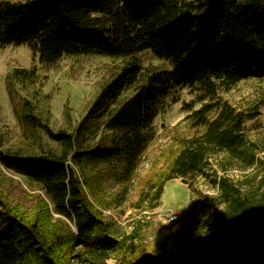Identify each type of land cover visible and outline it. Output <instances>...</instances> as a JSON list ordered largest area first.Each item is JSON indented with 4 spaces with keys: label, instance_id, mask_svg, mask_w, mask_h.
Instances as JSON below:
<instances>
[{
    "label": "trees",
    "instance_id": "1",
    "mask_svg": "<svg viewBox=\"0 0 264 264\" xmlns=\"http://www.w3.org/2000/svg\"><path fill=\"white\" fill-rule=\"evenodd\" d=\"M28 45L39 61L54 64L64 55L98 54L126 62L111 85V97L138 81L136 53L149 50L172 70L148 75L105 121L110 145L84 147L80 133L53 131L57 147L39 140L33 152L0 151V161L27 177L46 195L52 212L72 221L74 231L42 212L26 217L0 208V264L136 263L133 234L120 233L90 201L77 170L90 159L117 157L130 170L153 136L156 106L166 77L200 84L209 94L248 79H264V0H25L0 6V47ZM35 70L17 69L18 82ZM217 109L209 119L210 111ZM35 123L34 119H31ZM246 115L228 103L205 104L193 126L202 133L184 138L169 161L155 197L166 181L205 174L210 160L224 172L257 165L258 147L244 135ZM216 204L205 205L197 229L177 233V242L158 243V255L141 264H264V201L249 181L217 178ZM83 244L81 252H74Z\"/></svg>",
    "mask_w": 264,
    "mask_h": 264
},
{
    "label": "rangeland",
    "instance_id": "2",
    "mask_svg": "<svg viewBox=\"0 0 264 264\" xmlns=\"http://www.w3.org/2000/svg\"><path fill=\"white\" fill-rule=\"evenodd\" d=\"M5 1L25 0H0V6ZM136 57L141 63L138 81L111 97V85L125 58L64 55L54 64H45L26 44L0 47V151L33 152L39 140L57 147L58 142L47 135L43 124L53 131L80 133L84 147L110 145L112 131L105 121L111 112L133 95L148 75H164L172 70L168 60L149 50L136 53ZM17 69H34L35 76L18 82L12 77ZM165 81L153 119V136L134 167L127 170L123 161L112 157L90 159L77 170L102 217L120 233L135 235L131 244L137 249L134 258L139 264L157 257L159 242L175 245L178 232L195 230L203 224L205 205L217 203L218 177L249 181L251 186L264 179V79H244L231 87L222 86L215 94H209L198 83L191 86L171 77ZM211 103H228L245 113L244 135L258 147L257 165L224 172L217 166L220 156L210 160L205 174L186 178V183L181 178L166 181L156 198L160 180L181 141L205 129L203 125L193 126L196 111ZM216 113L217 109L212 110L207 117L211 119ZM255 194L264 201V183ZM2 203L26 217L45 211L46 203L52 222L63 231L75 232L71 220L52 212V205L35 183L0 161V208ZM173 214H179L180 219L169 221ZM83 247L76 246L74 252H81ZM107 263L120 264L115 257Z\"/></svg>",
    "mask_w": 264,
    "mask_h": 264
},
{
    "label": "built area",
    "instance_id": "3",
    "mask_svg": "<svg viewBox=\"0 0 264 264\" xmlns=\"http://www.w3.org/2000/svg\"><path fill=\"white\" fill-rule=\"evenodd\" d=\"M168 219L171 222H175V221L180 219V215L179 214H173V215H170Z\"/></svg>",
    "mask_w": 264,
    "mask_h": 264
},
{
    "label": "water",
    "instance_id": "4",
    "mask_svg": "<svg viewBox=\"0 0 264 264\" xmlns=\"http://www.w3.org/2000/svg\"><path fill=\"white\" fill-rule=\"evenodd\" d=\"M181 180H182V182H184V183L187 182V179H185V178H183V179H181Z\"/></svg>",
    "mask_w": 264,
    "mask_h": 264
}]
</instances>
